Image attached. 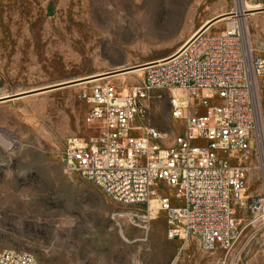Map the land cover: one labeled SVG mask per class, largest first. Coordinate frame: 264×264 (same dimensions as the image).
Returning <instances> with one entry per match:
<instances>
[{"label":"rangeland","instance_id":"obj_1","mask_svg":"<svg viewBox=\"0 0 264 264\" xmlns=\"http://www.w3.org/2000/svg\"><path fill=\"white\" fill-rule=\"evenodd\" d=\"M262 9L264 0H0V99L15 97L0 103V250L29 253L38 264H264L255 152L245 161L248 198L238 211L244 232L227 257L196 240H171L156 202L146 219V207L114 203L64 162L68 141L93 133L84 94L98 84L86 83L146 69L211 21L219 19L209 33L224 31L230 22H218L228 17L264 58ZM143 75L99 85L125 94ZM145 105L144 125L172 144L183 129L169 94L152 91Z\"/></svg>","mask_w":264,"mask_h":264},{"label":"built area","instance_id":"obj_2","mask_svg":"<svg viewBox=\"0 0 264 264\" xmlns=\"http://www.w3.org/2000/svg\"><path fill=\"white\" fill-rule=\"evenodd\" d=\"M197 34L148 65L141 84L125 94L108 83L85 92L93 133L71 138L64 162L114 203L146 207V219L156 202L171 240H196L203 251L227 257L244 232L238 211L247 204L245 161L253 152L264 177V58L239 26ZM152 91L169 94L183 129L168 146L165 135L144 125ZM255 206L264 218V180ZM0 264L38 263L6 249Z\"/></svg>","mask_w":264,"mask_h":264},{"label":"bare ground","instance_id":"obj_3","mask_svg":"<svg viewBox=\"0 0 264 264\" xmlns=\"http://www.w3.org/2000/svg\"><path fill=\"white\" fill-rule=\"evenodd\" d=\"M245 10V9H244ZM244 13H246V11H240V12H238V17H240L241 18V16H244ZM245 19V18H244ZM244 19H242V21H244ZM225 20H227L228 22H230L229 23V26L230 27H233V26H237L236 25V23L234 22V21H236V20H233L232 19V17H228V18H226V19H224V20H221L220 22H218V23H221V22H223V21H225ZM239 20V19H238ZM217 23V24H218ZM212 29V27H209L206 31L207 32H209L210 30ZM189 42V41H188ZM187 42V43H188ZM187 43L185 44V45H183L182 47H180L175 53H177V52H180L186 45H187ZM174 53V54H175ZM161 61H163V60H161ZM146 69H137V70H134V71H132V72H128V73H125V74H121V75H118V76H113V77H105V78H101V79H97V80H92V81H90V82H88V83H86V84H100V83H102V82H105V81H107L108 83H111V82H113V81H121L122 83H123V79L122 78H119V77H125V76H128V75H136V76H138V77H141L142 75H143V73H144V71H145ZM144 76V75H143Z\"/></svg>","mask_w":264,"mask_h":264},{"label":"water","instance_id":"obj_4","mask_svg":"<svg viewBox=\"0 0 264 264\" xmlns=\"http://www.w3.org/2000/svg\"><path fill=\"white\" fill-rule=\"evenodd\" d=\"M261 11H264V9H262ZM219 19H217V20H214V21H211L210 23H208V24H206L199 32H198V34L197 35H199V34H202V33H204V32H206V30L210 27V26H212L215 22H217ZM140 68V67H139ZM138 69V68H137ZM132 70H134V69H129V70H126V71H122V72H129V71H132ZM122 72H118V73H122ZM118 73H110V74H108V75H106V76H115L116 74H118ZM15 97H9V98H5V99H0V103L1 102H5V101H9V100H13Z\"/></svg>","mask_w":264,"mask_h":264}]
</instances>
